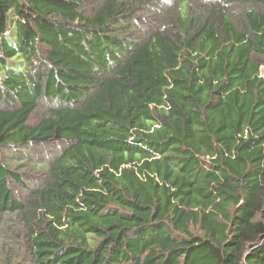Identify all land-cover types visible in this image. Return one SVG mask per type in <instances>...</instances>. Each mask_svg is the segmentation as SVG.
<instances>
[{"label":"trees","instance_id":"16d2710c","mask_svg":"<svg viewBox=\"0 0 264 264\" xmlns=\"http://www.w3.org/2000/svg\"><path fill=\"white\" fill-rule=\"evenodd\" d=\"M87 3L0 0L5 264H264V0Z\"/></svg>","mask_w":264,"mask_h":264},{"label":"rangeland","instance_id":"374dc122","mask_svg":"<svg viewBox=\"0 0 264 264\" xmlns=\"http://www.w3.org/2000/svg\"><path fill=\"white\" fill-rule=\"evenodd\" d=\"M100 2L101 0H88L87 6H86L87 10L91 12V10L97 7V5H99ZM168 5H169L168 2H162V3L156 4L155 6H153L151 8V11L146 12V20L144 21L146 23H143L144 28L149 29V28H153L155 25L157 26V21L160 18H162L161 13L166 10V6ZM41 113L43 112H39L35 117L38 118V116H40ZM57 147H62V146L61 145L56 146V147L45 146L43 148L37 147V148H34L31 155L35 156L37 153L40 156L41 152H43L41 149H43L44 151L51 150V151L57 152ZM22 153H26V156H20L18 158V156L17 157L13 156V153L10 151H7V152L4 151V156H5L7 163L11 162L10 163L11 167H13L14 169H17L22 175L25 176L26 181L30 180L31 178L42 180L43 174L41 170H38L37 167H35L33 164L27 161L30 158V153L29 152L27 153L26 151H22ZM20 158H23V159H20ZM12 186L14 188V191L16 192L15 193L16 196L21 197V196L26 195L27 191L24 186L16 184V183L14 184L13 182H12ZM21 253H22V250L19 251V254ZM5 256L6 254L0 253V258H1L0 263L1 264H5L4 262Z\"/></svg>","mask_w":264,"mask_h":264}]
</instances>
